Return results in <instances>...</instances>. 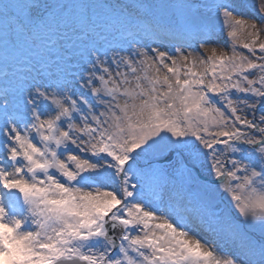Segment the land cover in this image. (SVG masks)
<instances>
[{
  "label": "snow or ice",
  "instance_id": "1",
  "mask_svg": "<svg viewBox=\"0 0 264 264\" xmlns=\"http://www.w3.org/2000/svg\"><path fill=\"white\" fill-rule=\"evenodd\" d=\"M0 264H264V0H0Z\"/></svg>",
  "mask_w": 264,
  "mask_h": 264
}]
</instances>
